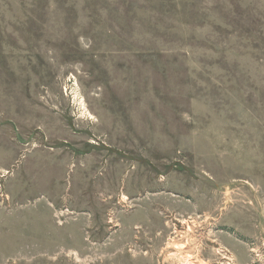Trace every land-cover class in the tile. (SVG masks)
I'll return each instance as SVG.
<instances>
[{
    "label": "rangeland",
    "instance_id": "rangeland-1",
    "mask_svg": "<svg viewBox=\"0 0 264 264\" xmlns=\"http://www.w3.org/2000/svg\"><path fill=\"white\" fill-rule=\"evenodd\" d=\"M0 264H264V0H0Z\"/></svg>",
    "mask_w": 264,
    "mask_h": 264
}]
</instances>
